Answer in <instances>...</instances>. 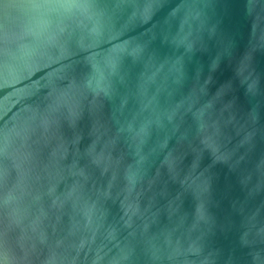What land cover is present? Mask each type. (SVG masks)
<instances>
[{"label":"water","instance_id":"obj_1","mask_svg":"<svg viewBox=\"0 0 264 264\" xmlns=\"http://www.w3.org/2000/svg\"><path fill=\"white\" fill-rule=\"evenodd\" d=\"M0 264H264V0H0Z\"/></svg>","mask_w":264,"mask_h":264}]
</instances>
